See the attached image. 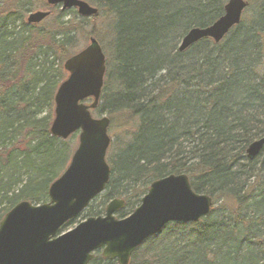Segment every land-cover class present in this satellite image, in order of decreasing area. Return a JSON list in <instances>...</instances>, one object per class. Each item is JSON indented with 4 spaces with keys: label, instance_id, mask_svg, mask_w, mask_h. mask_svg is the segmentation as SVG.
Here are the masks:
<instances>
[{
    "label": "trees",
    "instance_id": "obj_1",
    "mask_svg": "<svg viewBox=\"0 0 264 264\" xmlns=\"http://www.w3.org/2000/svg\"><path fill=\"white\" fill-rule=\"evenodd\" d=\"M89 1L111 34L119 31L93 114L123 113L131 129L108 150L106 201L124 200V218L145 194L142 184L184 174L215 204L199 223L165 227L145 243L147 256L135 258L138 249L129 264H264V147L246 157L264 137V0H245L240 24L221 42L202 39L183 52L182 38L214 23L228 0ZM31 4L0 0V221L20 202L46 203L69 157L49 132L66 77L52 67L87 19L62 21L68 12H60L53 25L29 26ZM89 264L117 263L96 252Z\"/></svg>",
    "mask_w": 264,
    "mask_h": 264
},
{
    "label": "water",
    "instance_id": "obj_2",
    "mask_svg": "<svg viewBox=\"0 0 264 264\" xmlns=\"http://www.w3.org/2000/svg\"><path fill=\"white\" fill-rule=\"evenodd\" d=\"M61 11L75 9L78 16L91 18L98 9L83 0H45ZM248 3L228 0L223 15L206 28L191 29L178 48L183 52L202 39L219 43L238 26ZM49 12L27 16L28 25L39 24ZM66 79L54 95L51 136L65 140L78 132V146L64 173L48 189L49 202L32 205L20 202L0 221V264H88L100 250L104 259L128 264L131 254L168 223H198L212 209V199L195 193L184 174L168 175L153 181L139 206L126 218L115 219L123 208L111 201L104 216L88 218L72 230L58 235L59 229L82 213L101 194L109 181L106 152L109 120L92 118L105 75V57L94 38L63 63ZM91 100L90 105L84 101ZM264 146V137L249 145L247 158L253 160Z\"/></svg>",
    "mask_w": 264,
    "mask_h": 264
},
{
    "label": "rangeland",
    "instance_id": "obj_3",
    "mask_svg": "<svg viewBox=\"0 0 264 264\" xmlns=\"http://www.w3.org/2000/svg\"><path fill=\"white\" fill-rule=\"evenodd\" d=\"M83 1H85L88 4H90L91 6H93L89 0H83ZM30 7H31V10L27 13V15L29 13L36 12V11H50L51 12V15L48 18H46V20L45 19L43 20V22H42L43 25L41 26L43 28L46 27L47 25H53L52 24L53 20L61 12L60 7L50 8V7L46 6L44 0H38V1L32 0V4L30 5ZM70 11H72L75 15L69 13ZM99 11H100L99 14L95 18L91 17V18L87 19V21L83 22L82 25L79 26V31H76V32H74V34L70 35V38L72 40L70 42L71 47L69 45V49L67 52L68 57H64L62 59L54 57V58H57L55 60L54 66L52 67L54 72L58 71V69H61L64 61H66L68 58H70V56H72V55L76 54L77 52L81 51L82 49H84L86 47V45L88 44L89 38H94L97 40V42L100 44L101 48L103 49V52L105 55H108L109 52L111 53L110 46L112 44V49H113V43H114L115 39L118 37L119 31L116 30V31H114V34H111V30L108 27L107 17H105L104 12H101V10H99ZM66 12H68V13L65 14V16L62 18V21H68L69 19H73V16H76L77 18H79L76 10H74V9L67 10V11H64L62 13H66ZM110 27H111V25H110ZM113 35H114V37H113ZM112 54H113V52H112ZM39 58H40V55L37 56L33 61L35 63H39V61L41 60V58L40 59ZM101 116H106L110 120L109 127H108V136L110 137L111 142H110V147L108 150L113 149V148H115L114 150H116L119 148L118 146H120L119 145L120 143H125L128 141L127 136L131 133L130 124L128 123V120H126L127 117L125 118L123 113H116L113 116H109V115L104 114V113H99V114L94 113L93 114V117H95V118H100ZM61 141H63V143L65 145V147L63 148L65 155L69 154L68 161L65 163V166H64V168H65L67 166L69 160H70V157L72 156L73 152L75 151L76 146L78 145V135L77 134L71 135L69 138H67L65 140H61ZM65 148L66 149L68 148V149L65 150ZM110 154H111L110 151H107V157ZM63 165H62V167H63ZM63 171H64V169L60 172L62 173ZM148 186H149V184L148 185L142 184L141 190L146 188V187L148 189ZM105 195H106L105 192H103L100 196H98L95 200H93L90 203V205L87 207V209L85 211H83L77 217L75 222H77L79 220H84V218H87L89 216L93 217V216H91L93 214L103 215L105 206L108 203V201H106ZM125 207H126V205H125ZM125 207H123V209L121 211L127 210ZM212 207H213L212 209H214L215 205H213ZM74 226L75 225H72V227H74ZM152 242L156 243V240H154ZM141 248H142L141 253L138 254V257H136L137 256L136 255L135 258H139V257L142 258V257L147 256V244L144 243L141 247L137 248L131 254L130 260L137 253V250L141 249Z\"/></svg>",
    "mask_w": 264,
    "mask_h": 264
}]
</instances>
